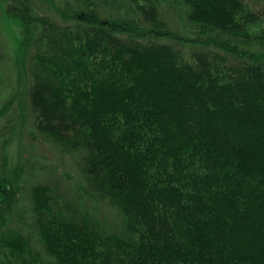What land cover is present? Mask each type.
I'll return each mask as SVG.
<instances>
[{
	"label": "trees",
	"instance_id": "trees-1",
	"mask_svg": "<svg viewBox=\"0 0 264 264\" xmlns=\"http://www.w3.org/2000/svg\"><path fill=\"white\" fill-rule=\"evenodd\" d=\"M0 3L38 26L33 125L86 186L0 174V264H264V0Z\"/></svg>",
	"mask_w": 264,
	"mask_h": 264
},
{
	"label": "rangeland",
	"instance_id": "rangeland-1",
	"mask_svg": "<svg viewBox=\"0 0 264 264\" xmlns=\"http://www.w3.org/2000/svg\"><path fill=\"white\" fill-rule=\"evenodd\" d=\"M35 1L41 4L53 2ZM38 30L37 25L24 26L16 18L6 15L0 3V174L10 185L23 186L26 181L29 186L33 184L30 183L32 176H29L33 173L31 170H41L47 175H39L36 181L54 179L67 190L83 189L86 186L79 175V153L65 152L52 139L39 134L33 125L27 99L26 68ZM211 174L218 177L219 187L228 190V185L232 188L222 174ZM99 208L101 220L116 223L112 206L101 204Z\"/></svg>",
	"mask_w": 264,
	"mask_h": 264
},
{
	"label": "bare ground",
	"instance_id": "bare-ground-1",
	"mask_svg": "<svg viewBox=\"0 0 264 264\" xmlns=\"http://www.w3.org/2000/svg\"><path fill=\"white\" fill-rule=\"evenodd\" d=\"M188 43V42H187Z\"/></svg>",
	"mask_w": 264,
	"mask_h": 264
}]
</instances>
